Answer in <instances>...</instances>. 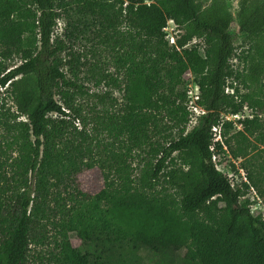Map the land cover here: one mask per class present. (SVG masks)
Returning a JSON list of instances; mask_svg holds the SVG:
<instances>
[{
  "label": "trees",
  "instance_id": "1",
  "mask_svg": "<svg viewBox=\"0 0 264 264\" xmlns=\"http://www.w3.org/2000/svg\"><path fill=\"white\" fill-rule=\"evenodd\" d=\"M124 10L130 39L115 40L121 48L129 46L116 56L117 69L124 70V109L108 121L98 115L97 126L114 138L126 135L129 149L148 143L159 115L180 126L178 138L155 149L161 156L140 180L156 182L169 168L166 180L174 193L151 194L106 176L100 192L89 195L75 186L70 204L62 205L60 185H73L83 167L95 166L102 154L96 155L99 148L70 119L81 116L70 91L79 85L67 79L56 57L65 46L52 41L54 28L58 18L72 12L118 34ZM169 20L182 31L172 45L164 30ZM195 38L204 41V53L198 45L187 46ZM238 44L244 47L238 54L241 70L230 63ZM13 55L21 63L8 71L0 67V82L10 87L19 114L27 118L18 122L17 162V173L26 177L12 207L0 191V264H26L30 244L44 236L45 220L57 224L56 264H264V219L250 212L249 200L240 201L249 185L234 187L213 161L221 143L215 142V151L210 148L211 128L222 112L242 113L245 103L264 111V0H240L236 17L227 0H0V56ZM72 56L80 62V55ZM187 71L199 86L198 103L206 113L185 132ZM230 79L247 92L240 93ZM226 86L233 93H226ZM59 90L65 107L55 99ZM256 120L239 122L249 130ZM232 127V121L223 123L224 137ZM114 159L110 166L120 173L123 156ZM3 179L0 171V183ZM57 212L58 222L52 219ZM71 232L81 241L77 247L66 246Z\"/></svg>",
  "mask_w": 264,
  "mask_h": 264
},
{
  "label": "rangeland",
  "instance_id": "2",
  "mask_svg": "<svg viewBox=\"0 0 264 264\" xmlns=\"http://www.w3.org/2000/svg\"><path fill=\"white\" fill-rule=\"evenodd\" d=\"M227 1L233 15L236 17L240 0ZM125 5L126 2L123 6L125 7ZM119 6L120 3L117 2V9ZM70 13V17L63 14L62 17L57 19L52 41L57 44L58 41H63L65 48L59 50L56 57L63 62L62 69L66 72L67 79L79 85V88L72 87L70 91L75 94L74 102L78 108H81V116H78V118L71 116L70 119L73 120L78 130L88 133V141L95 146L93 148H99L96 149V155H102L100 162H97L95 166L83 167L76 175V180H73V185L72 183L68 184L67 187L64 183L60 185L58 190L65 198V201L60 200L61 204H70L71 199L69 201V196L71 191H74L75 186L81 192L89 195L100 192L105 187L106 176L109 179H114L118 184L127 180L133 187L144 188L151 194H173L174 190L166 180V173L169 168L162 171L161 177L156 182L147 180V183L143 184L140 180L148 168V164L150 168H153L161 156V153L159 155L154 153L155 149H161L170 140L178 138L180 126L170 121L169 118L159 115L157 125L151 124L148 143L143 145L142 148L132 147L131 149H129L131 142L127 141L126 135L123 134L119 138H114L103 129L102 125L97 126L98 115L105 117L104 121H108L110 115L117 114L119 116L124 109V70L117 69L116 56L127 52L129 46L125 43L126 46L121 48L116 45L115 40L117 38L122 39V36L130 39L132 28L127 20L126 11L124 10L123 15H121L122 22L119 23L120 25L117 28L120 31L118 34H116L115 29L111 30L99 23L94 24L91 18L80 20L75 14ZM74 22H76V26H74ZM166 27H169L168 31L171 30L168 23ZM173 33L175 39H177L182 31L177 29ZM168 42L169 45H172L170 39H168ZM193 45H198V48L204 53L205 44L202 39L195 38L187 46ZM243 48L241 44H238L235 56L230 58V63L235 69L241 70L244 68L243 62L238 57ZM73 53L80 55V62L73 59ZM20 63L21 58L19 56L13 55L8 59L0 56V67L2 69L6 67L7 71ZM229 81V83L233 81V85L239 87L240 93L247 92V88L239 80L230 79ZM61 89H66V87L63 86ZM194 90L197 91V88ZM60 91L56 93L55 99L65 107L64 98ZM262 96L264 97V92ZM242 110L241 120L239 121H242L245 117L257 119L255 124H252L249 130H245L244 125L239 121L236 125L233 122V127L228 131L226 130L225 137L223 136L224 129H222L221 145L223 150L215 154L213 161L216 168L230 178L233 186H241L243 182H247L249 185L248 192L244 197H241L240 201L249 200L250 212L264 219V111H255L246 103ZM50 115L53 117L58 116L57 113ZM226 115L231 116L232 114L222 112L220 120L226 119ZM67 118L69 119V117ZM26 120V116L18 112L10 87L2 85L0 82V161L2 164L0 171L4 177L0 183V191L2 188L4 189L2 201L6 202L8 207L16 204V195L21 191L19 186L22 184V179L26 177L21 172L17 173L19 170L17 162L20 160L19 142L21 141L18 122ZM234 120L237 121L238 118ZM193 126L194 123L189 124L188 120L185 132L190 131ZM117 155H122L124 161L123 171L120 173L115 172V166H110L115 164L114 157ZM174 157L177 159V153L174 154ZM233 164L236 167L235 169ZM29 177H31L30 174ZM31 179L34 182L35 178ZM150 183H153L154 186L150 187ZM145 185L148 186L143 187ZM54 195L52 193L50 202L52 206L56 207L57 202L53 200ZM58 213L60 214V212H57L52 217L56 222L60 220ZM44 223L45 225L41 228L44 236L40 239L35 238L36 240L30 244L26 264H56L54 256L58 252L56 243L58 239L57 224L48 220H45ZM69 236L67 247H77L81 243L74 233L71 232Z\"/></svg>",
  "mask_w": 264,
  "mask_h": 264
},
{
  "label": "built area",
  "instance_id": "3",
  "mask_svg": "<svg viewBox=\"0 0 264 264\" xmlns=\"http://www.w3.org/2000/svg\"><path fill=\"white\" fill-rule=\"evenodd\" d=\"M168 24L170 25L171 30H169V27H165V31H166V37L168 39H170V42L172 44H175L176 39H175V34L173 32H176L178 27L176 25V23L174 22V20H169ZM173 31V32H172ZM184 79L186 81V86H187V109L189 111V124H193L194 126L198 123L199 121V117L203 114L206 113V110L201 107L198 104V100L200 99V89L198 84L194 81V76L192 74L191 71H187L184 74ZM197 88V91H195L194 89ZM225 92L226 93H233V89L230 88L229 86H226L225 88ZM233 116V117H231ZM226 115L225 118L223 120H220L219 124L217 125H213L212 126V133H213V143L211 144L210 148L212 151H215V142L216 141H220L222 142V125L225 121H232L235 122L234 124L236 125L238 123V120L240 119L241 113H237V114H232V115ZM235 118H238V120H234ZM215 157V153L213 155V159ZM235 187V186H234Z\"/></svg>",
  "mask_w": 264,
  "mask_h": 264
},
{
  "label": "clouds",
  "instance_id": "4",
  "mask_svg": "<svg viewBox=\"0 0 264 264\" xmlns=\"http://www.w3.org/2000/svg\"><path fill=\"white\" fill-rule=\"evenodd\" d=\"M169 22V21H168ZM175 22V21H174ZM199 101V100H198ZM199 104V103H198ZM187 106V105H186ZM201 106V105H200ZM202 107V106H201ZM205 109V108H204ZM188 110V109H187ZM204 115V114H203ZM203 115H201L200 117H199V120H200V118L203 116ZM199 122V121H198ZM194 127V126H193ZM192 127V128H193ZM211 131H212V128H211ZM212 135H213V133H212ZM220 142V141H219ZM221 143V142H220ZM230 179V178H229ZM256 216H259V215H256Z\"/></svg>",
  "mask_w": 264,
  "mask_h": 264
}]
</instances>
